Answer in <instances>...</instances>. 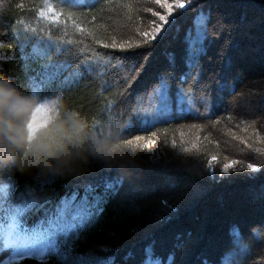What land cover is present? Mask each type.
<instances>
[{"label":"trees","instance_id":"16d2710c","mask_svg":"<svg viewBox=\"0 0 264 264\" xmlns=\"http://www.w3.org/2000/svg\"><path fill=\"white\" fill-rule=\"evenodd\" d=\"M161 3L172 5L167 24L139 43L151 21L162 23ZM175 3L0 0V74L36 98L26 142L0 161V187L11 185L0 192V222L21 200L33 202L20 217L29 228L65 200L66 216L83 214L59 253L21 264H264V0ZM198 25L204 51L189 67ZM112 42L138 46H104ZM161 75L172 102L154 119ZM55 97L53 118L32 136L34 109ZM94 140L116 159L93 155ZM58 145L75 166L40 170L34 161ZM228 161L236 169L222 176Z\"/></svg>","mask_w":264,"mask_h":264},{"label":"snow or ice","instance_id":"6c2138e0","mask_svg":"<svg viewBox=\"0 0 264 264\" xmlns=\"http://www.w3.org/2000/svg\"><path fill=\"white\" fill-rule=\"evenodd\" d=\"M160 2V0H158ZM190 3L191 0H188ZM185 0H176V7H184ZM161 7H165L167 12L164 15L160 13H155L159 16L162 23H157L156 21H151L153 28L150 32L140 33L144 39L139 43L149 44L156 40V37L160 34L161 29L164 24L168 22V15L172 11L171 4L161 3ZM151 11V9H148ZM58 20L59 17L57 16ZM206 39L205 33H203L199 27L196 28L195 34H189L188 46H187V64L191 67L198 56L204 51V42ZM98 43H103L102 41H97ZM105 47L113 48H134L138 44H133L129 42H123L117 44L112 42L109 44H104ZM143 69V65L136 67L135 64L132 65L131 71L139 73ZM134 79V77H133ZM185 82V78L182 77L179 84L176 86V100L178 103H183L186 99L182 85ZM172 85L163 76L157 77V84L155 85V94L158 97V103L155 108V115L153 118H158L169 110V106L172 102V98L169 95V91ZM145 120L148 119L147 116L144 117ZM155 143L154 141L152 142ZM213 162L217 159L216 157L210 158ZM237 166L236 161H228L221 166V175L228 173L229 170H235ZM247 168L253 169L257 165L248 163ZM209 172L214 173L213 163L208 165ZM11 185H4L0 187V192L7 190ZM112 185L109 184V187ZM76 200V196L73 195L72 201ZM86 200V197H85ZM33 202L21 200L18 206L11 207L9 210L7 223L0 222V264H9V261L15 260L16 264H21L23 260L26 259H43L53 253H59L60 245L58 237L61 235H67V233L78 226V222L83 220V214L77 212L72 215L71 218H67L65 215V208L68 207L69 201H64V208L58 209L57 214L53 215L46 222V225L42 223L41 225L33 228L25 226L20 217L21 214L28 208Z\"/></svg>","mask_w":264,"mask_h":264},{"label":"clouds","instance_id":"9594fccd","mask_svg":"<svg viewBox=\"0 0 264 264\" xmlns=\"http://www.w3.org/2000/svg\"><path fill=\"white\" fill-rule=\"evenodd\" d=\"M54 100L59 103L60 98ZM35 104L34 96L25 94L12 78L0 74V161L14 157L15 150L26 142V119ZM90 150L97 157L116 159L111 145L101 140H94ZM45 155L50 158L34 161L42 171L60 174L75 166L74 153L64 145L48 150Z\"/></svg>","mask_w":264,"mask_h":264},{"label":"rangeland","instance_id":"374dc122","mask_svg":"<svg viewBox=\"0 0 264 264\" xmlns=\"http://www.w3.org/2000/svg\"><path fill=\"white\" fill-rule=\"evenodd\" d=\"M184 8H186L185 5H184V7H182V9H184ZM56 106H57V103L55 102V100H46V101L38 104V106L34 109L32 115H31L30 123L28 126V129H29L30 134L32 136L34 135V133L38 129L44 127L49 121H51V119L53 118V116L55 114ZM166 114H169V112H165L163 115L159 116L158 118L167 117ZM154 115H155V111H154ZM72 210H73V212H72L73 215L76 214L77 212H79V208H73ZM71 216H69V217L66 216V217L70 219ZM71 230L67 233V235L59 236L58 239L62 240L63 238L67 237L68 234L71 232ZM13 261H15V260H12L9 262H13ZM148 264H154V263L149 262Z\"/></svg>","mask_w":264,"mask_h":264}]
</instances>
